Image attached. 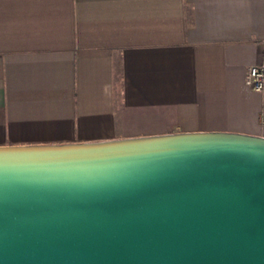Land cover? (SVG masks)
I'll use <instances>...</instances> for the list:
<instances>
[{
  "label": "crops",
  "instance_id": "1",
  "mask_svg": "<svg viewBox=\"0 0 264 264\" xmlns=\"http://www.w3.org/2000/svg\"><path fill=\"white\" fill-rule=\"evenodd\" d=\"M264 0H0V147L264 138Z\"/></svg>",
  "mask_w": 264,
  "mask_h": 264
},
{
  "label": "water",
  "instance_id": "2",
  "mask_svg": "<svg viewBox=\"0 0 264 264\" xmlns=\"http://www.w3.org/2000/svg\"><path fill=\"white\" fill-rule=\"evenodd\" d=\"M0 264H264V138L0 147Z\"/></svg>",
  "mask_w": 264,
  "mask_h": 264
},
{
  "label": "built area",
  "instance_id": "3",
  "mask_svg": "<svg viewBox=\"0 0 264 264\" xmlns=\"http://www.w3.org/2000/svg\"><path fill=\"white\" fill-rule=\"evenodd\" d=\"M244 86L253 92L264 89V64L251 66L245 71Z\"/></svg>",
  "mask_w": 264,
  "mask_h": 264
},
{
  "label": "rangeland",
  "instance_id": "4",
  "mask_svg": "<svg viewBox=\"0 0 264 264\" xmlns=\"http://www.w3.org/2000/svg\"><path fill=\"white\" fill-rule=\"evenodd\" d=\"M136 138H142V137H136Z\"/></svg>",
  "mask_w": 264,
  "mask_h": 264
}]
</instances>
